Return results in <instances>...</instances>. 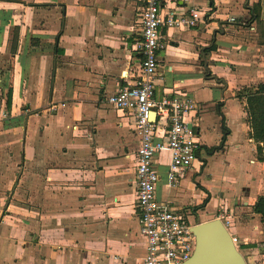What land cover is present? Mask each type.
Wrapping results in <instances>:
<instances>
[{
  "label": "crops",
  "instance_id": "1",
  "mask_svg": "<svg viewBox=\"0 0 264 264\" xmlns=\"http://www.w3.org/2000/svg\"><path fill=\"white\" fill-rule=\"evenodd\" d=\"M144 5L0 0V137L14 143L9 196L0 195L12 208L0 219V264H143L140 136L132 113L107 96L138 76ZM161 5L201 12L194 26L162 29L156 74L157 97L180 92L196 101L190 117L200 148L176 186L167 179L169 152L157 155L158 198L191 224L230 213L247 264H264L263 222L253 212L264 161L239 94L264 83V0Z\"/></svg>",
  "mask_w": 264,
  "mask_h": 264
},
{
  "label": "built area",
  "instance_id": "2",
  "mask_svg": "<svg viewBox=\"0 0 264 264\" xmlns=\"http://www.w3.org/2000/svg\"><path fill=\"white\" fill-rule=\"evenodd\" d=\"M144 1L137 44L141 53L138 76L133 80L127 76L126 82L107 96V102L132 113L135 131L140 136L135 193L140 232L146 240L143 264H180L193 254L195 234L191 222L179 208L158 198L160 174L155 158L161 152H169L167 179L171 186L178 185L200 148L190 117L197 104L191 96L180 92L157 97L156 74L162 29L194 26L201 12L196 7H191L188 14H177L175 10L165 12L161 0ZM231 217L225 211L219 215L240 249L242 241L232 228Z\"/></svg>",
  "mask_w": 264,
  "mask_h": 264
},
{
  "label": "water",
  "instance_id": "3",
  "mask_svg": "<svg viewBox=\"0 0 264 264\" xmlns=\"http://www.w3.org/2000/svg\"><path fill=\"white\" fill-rule=\"evenodd\" d=\"M191 229L195 234L194 252L180 264H247L221 218L197 220Z\"/></svg>",
  "mask_w": 264,
  "mask_h": 264
},
{
  "label": "trees",
  "instance_id": "4",
  "mask_svg": "<svg viewBox=\"0 0 264 264\" xmlns=\"http://www.w3.org/2000/svg\"><path fill=\"white\" fill-rule=\"evenodd\" d=\"M239 94L245 96L251 127L250 134L258 142L259 159L264 161V83L259 84L255 91L244 90V92L239 91ZM220 145L211 147L209 150L215 151L221 147ZM253 212L260 214L261 221L264 223V195L258 197L253 205Z\"/></svg>",
  "mask_w": 264,
  "mask_h": 264
},
{
  "label": "rangeland",
  "instance_id": "5",
  "mask_svg": "<svg viewBox=\"0 0 264 264\" xmlns=\"http://www.w3.org/2000/svg\"><path fill=\"white\" fill-rule=\"evenodd\" d=\"M3 136H5V137H3ZM13 146H14V143H13L12 140L9 139V133L1 134L0 147L3 148V150H5L4 154H3V159H2V167L4 169L2 168L3 172H0V178H1L0 179V185H3V186L0 187V191H1L0 193H2V194H0L1 196H9L8 195V193H9L8 187L10 186L11 182L13 181L9 177V174H8L10 172L8 170V168H9V159H10V156L12 155V147ZM210 173L213 174L214 171H211ZM9 210H12V208L9 206V204L8 203H4V201H2L0 199V219L2 218V216L4 214H8ZM204 220H208V219H201V221H204ZM263 228H264V223H263ZM241 248H243V247H241Z\"/></svg>",
  "mask_w": 264,
  "mask_h": 264
}]
</instances>
